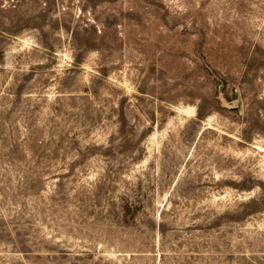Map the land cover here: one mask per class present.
I'll return each mask as SVG.
<instances>
[{"label": "rangeland", "instance_id": "1", "mask_svg": "<svg viewBox=\"0 0 264 264\" xmlns=\"http://www.w3.org/2000/svg\"><path fill=\"white\" fill-rule=\"evenodd\" d=\"M1 2L0 264H264V0Z\"/></svg>", "mask_w": 264, "mask_h": 264}, {"label": "trees", "instance_id": "2", "mask_svg": "<svg viewBox=\"0 0 264 264\" xmlns=\"http://www.w3.org/2000/svg\"><path fill=\"white\" fill-rule=\"evenodd\" d=\"M1 1L2 0H0V35L1 36H7L11 34L15 35L21 29H24L27 27H33V28H38L42 30V27L44 26V23H45L44 19H41L40 22L24 20L20 17H17V19H12L6 14H9L10 12L14 11L13 7H15L16 4L11 3V2L6 4ZM85 26L82 27V29H84V31L87 32V28Z\"/></svg>", "mask_w": 264, "mask_h": 264}]
</instances>
